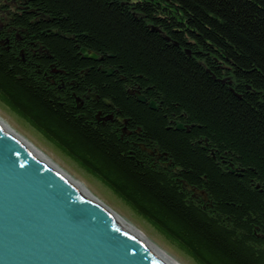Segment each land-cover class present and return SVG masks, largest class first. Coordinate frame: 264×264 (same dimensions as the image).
Returning <instances> with one entry per match:
<instances>
[{
	"label": "trees",
	"instance_id": "trees-1",
	"mask_svg": "<svg viewBox=\"0 0 264 264\" xmlns=\"http://www.w3.org/2000/svg\"><path fill=\"white\" fill-rule=\"evenodd\" d=\"M28 9L8 21L20 47H0V104L194 264H264V0H30ZM83 48L102 61L82 59Z\"/></svg>",
	"mask_w": 264,
	"mask_h": 264
},
{
	"label": "water",
	"instance_id": "water-1",
	"mask_svg": "<svg viewBox=\"0 0 264 264\" xmlns=\"http://www.w3.org/2000/svg\"><path fill=\"white\" fill-rule=\"evenodd\" d=\"M79 55L85 60L102 61L99 54L84 48ZM99 71L113 74L112 69L102 66ZM128 94L150 109H158L156 101L148 102L139 92L129 90ZM90 98L97 100L93 95ZM104 104L110 106L107 101ZM96 120L102 119L96 116ZM175 129L187 131L188 127L175 123ZM122 134L129 133L122 128ZM140 148L150 156L155 154ZM226 169L231 174L237 171L231 165ZM181 186L207 203L203 191L183 181ZM0 264L165 263L60 174L29 142L0 125Z\"/></svg>",
	"mask_w": 264,
	"mask_h": 264
},
{
	"label": "rangeland",
	"instance_id": "rangeland-1",
	"mask_svg": "<svg viewBox=\"0 0 264 264\" xmlns=\"http://www.w3.org/2000/svg\"><path fill=\"white\" fill-rule=\"evenodd\" d=\"M0 118L6 121V123L10 125L16 132L24 135L35 146L41 149L47 155V157L60 166L64 171L68 172L70 175L74 176L78 181L84 184L100 201H102V203L138 227L153 243L165 250L178 262L181 264H194L189 258L177 251L175 247L171 246L152 227L133 214L123 202H121L108 190V188L80 170L68 158L57 151L47 141L36 134L27 124H25L1 104Z\"/></svg>",
	"mask_w": 264,
	"mask_h": 264
},
{
	"label": "bare ground",
	"instance_id": "bare-ground-1",
	"mask_svg": "<svg viewBox=\"0 0 264 264\" xmlns=\"http://www.w3.org/2000/svg\"><path fill=\"white\" fill-rule=\"evenodd\" d=\"M0 125L12 133L16 134L20 138L29 142L35 151L45 157L48 162L66 179L74 183L84 192H86L104 211H106L111 217H113L117 222H119L124 228H126L131 234H133L148 250H150L158 259H160L165 264H181L174 257L168 254L165 250L159 247L157 244L153 243L138 227L126 220V218L119 215L117 212L113 211L110 207L106 206L102 201H100L95 194H93L84 184L78 181L74 176L70 175L68 172L64 171L60 166L54 163L47 155L35 146L31 141H29L24 135L16 132L10 125L6 123L3 119L0 118ZM178 171H175V174Z\"/></svg>",
	"mask_w": 264,
	"mask_h": 264
},
{
	"label": "flooded vegetation",
	"instance_id": "flooded-vegetation-1",
	"mask_svg": "<svg viewBox=\"0 0 264 264\" xmlns=\"http://www.w3.org/2000/svg\"><path fill=\"white\" fill-rule=\"evenodd\" d=\"M29 2H30V0H0V37H2V36H5L4 38L7 37L6 40L5 39L0 40V47H2V49L5 50L6 52L10 51V48H11V46L13 47L14 43H16V48H18V47H20V44H22V42H23V40L20 37H18L17 35L14 37V40L11 41L10 38H11L12 34H11L10 25H9L8 21L12 20L13 16L20 17L22 15L27 16L29 14L30 15L33 14V11H29V9H28L29 8ZM35 19H37V18L35 17ZM4 29H6V31ZM41 54L42 53L39 52V56H41ZM18 56L20 57L18 59L20 61V64H22L26 68L32 67V64L26 63V59L23 57L22 51H20L18 53ZM52 67H53L52 65L48 64L46 66V69L49 70V68L52 69ZM36 68H38V66ZM52 73L58 74L54 70ZM50 84L53 85L54 83L51 81ZM61 89H64V88H60V90ZM89 98H90V96H89ZM90 100H91V98H90ZM75 104L79 108H82L83 106H85V103H82L77 99L75 100ZM157 160H159V159H157Z\"/></svg>",
	"mask_w": 264,
	"mask_h": 264
}]
</instances>
